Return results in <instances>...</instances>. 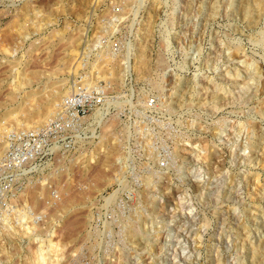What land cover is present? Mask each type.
I'll return each instance as SVG.
<instances>
[{
    "label": "rangeland",
    "instance_id": "374dc122",
    "mask_svg": "<svg viewBox=\"0 0 264 264\" xmlns=\"http://www.w3.org/2000/svg\"><path fill=\"white\" fill-rule=\"evenodd\" d=\"M239 1L0 0V138L36 127L37 103L42 125L76 74L117 98L103 130L23 184L15 207L44 221L2 231L0 264H251L255 246L264 263V94L223 96L264 79V0L251 23Z\"/></svg>",
    "mask_w": 264,
    "mask_h": 264
},
{
    "label": "built area",
    "instance_id": "2783aa9c",
    "mask_svg": "<svg viewBox=\"0 0 264 264\" xmlns=\"http://www.w3.org/2000/svg\"><path fill=\"white\" fill-rule=\"evenodd\" d=\"M90 77L82 73L72 77V91L58 100L53 114L43 125L1 135L0 233L9 235L21 229L23 226L18 221L23 218L20 216L29 214L38 217L36 226L42 225L44 216L40 213H33L29 208L19 211L15 207L17 193L24 191L23 184L44 171L49 161L63 153L75 152L91 139L105 119L116 111L117 98L108 91V86ZM151 103L147 102V107ZM166 167L167 158L158 159L155 168Z\"/></svg>",
    "mask_w": 264,
    "mask_h": 264
},
{
    "label": "bare ground",
    "instance_id": "6f19581e",
    "mask_svg": "<svg viewBox=\"0 0 264 264\" xmlns=\"http://www.w3.org/2000/svg\"><path fill=\"white\" fill-rule=\"evenodd\" d=\"M257 1V0H256ZM259 2V1H258ZM262 2V1H261ZM260 2V3H261ZM256 3V2H255ZM259 3V4H260ZM263 3V2H262ZM253 5H256V4H253ZM239 6H240V8H239V13H240V15H241V17L244 19V20H246L248 23H251V21L252 20H254V16H253V13H252V11L253 10H251V4H250V2H249V0H240L239 1ZM24 25V24H23ZM23 28V27H22ZM231 49V51H232V56H234V57H236V55H239V53H240V51H239V49L238 48H236V47H233V48H230ZM242 52V51H241ZM230 56H231V53H230ZM232 58V57H231ZM139 59H140V57H139ZM138 61H141V60H138ZM255 87L252 89L253 91L252 92H250L249 94L248 93H244V94H236V93H234V91L232 92V91H229V93H225L223 96H224V98H225V100L224 101H226V103H243L246 99H251V98H253L254 96L256 97V95L258 94V95H261V94H264V79H262V77H260V73H258L257 74V76L255 77ZM72 84L70 85V86H68V91H67V93L68 92H70V91H72ZM66 93V94H67ZM220 93V92H219ZM221 95H222V93H221ZM64 96V95H63ZM62 96V97H63ZM213 98V97H212ZM58 100H60V98L58 99ZM58 100L57 101H55L54 102V106L52 107V105H50L51 107H50V111H52V113H51V115L53 114V112H54V108H55V104L58 102ZM215 100V99H214ZM223 101V102H224ZM37 102H39V101H37ZM40 102H42V101H40ZM39 102V103H40ZM264 102V101H263ZM42 105V104H41ZM211 105H213V104H211ZM216 105V104H215ZM47 109L45 108V106H40L38 103H37V107L35 108V110H32V112L30 113V114H27V115H24L23 117L25 118L24 119V123H25V121H31V123L33 122V123H37L38 125H36V127L37 126H41L40 125V123H41V121H42V119L46 116V114H47ZM48 111H49V109H48ZM49 114V113H48ZM50 115V116H51ZM12 116V115H11ZM48 116V115H47ZM49 116V117H50ZM48 117V118H49ZM47 118V119H48ZM47 119L44 121V123L47 121ZM4 120H6V119H4ZM19 121V119L18 118H13V119H10V120H8V123L9 124H11V123H13V122H18ZM3 123H6L5 121L3 122ZM43 123V124H44ZM42 124V125H43ZM2 125V124H1ZM29 125H30V123H29ZM29 125H27V124H25V125H23L25 128H30V126ZM32 125V124H31ZM34 125V124H33ZM104 127H105V125L104 124H102L101 126H100V128L103 130L104 129ZM107 127V126H106ZM1 128V127H0ZM34 128V127H33ZM247 129V131H246V135H248L249 136V149H253V145H255L256 143H255V137H256V134L254 133V131L255 130H257V128H256V125H254V124H249L248 125V127H246ZM2 129V128H1ZM18 129H20V130H29V129H22V128H18ZM17 128H10V129H6V131L4 132V133H6V132H8V131H10V130H18ZM102 130H101V132H102ZM101 132L100 133H98V137L100 138V134H101ZM4 133H2V134H4ZM2 139V138H1ZM0 143H1V146H0V150L2 149V140L0 141ZM248 143V142H247ZM248 145V144H247ZM255 147V146H254ZM100 148V147H99ZM92 155V154H91ZM88 157H90V156H88ZM103 157H105L106 158V156H103ZM83 158V157H82ZM100 158H102V157H100ZM99 158V159H100ZM91 159L92 158H89V159H87L88 161H87V163H88V165H89V163H90V161H91ZM104 159V158H103ZM90 160V161H89ZM168 160V159H167ZM97 162V161H96ZM95 162V163H96ZM105 161L103 160V161H101V159H100V161L98 162L101 166H103L105 163H104ZM86 163V164H87ZM92 163V162H91ZM85 164V163H84ZM89 167V166H88ZM98 167V166H97ZM95 169V168H94ZM94 169H92V170H94ZM90 171V170H89ZM100 171H101V169H100ZM101 177H100V174H99V170L98 171H93L92 172V176H91V180L92 181H94V183H95V181H97L98 179H100ZM145 179V178H144ZM90 180V181H91ZM40 184H41V182H40ZM41 187H42V184L40 185ZM36 189H39V188H36ZM30 191V190H29ZM27 194H29V196H28V198H29V200H30V202L31 203H33V204H35L36 203V199H35V193L34 192H27ZM35 201V202H34ZM61 210V209H60ZM63 213V212H62ZM260 229V228H259ZM127 232V231H126ZM136 233V229H134V228H131V229H129L128 230V233H126V234H128L129 236L130 235H134ZM127 235V236H128ZM56 243V242H55ZM254 243V242H253ZM262 244V243H261ZM254 246V245H253ZM60 247V246H59ZM261 250H262V248L260 247V246H255V248H253V249H251V253H250V263L251 264H260V260H259V256H260V254H261ZM58 253H61L60 252V249H58ZM43 255H45V253L43 254ZM259 262H258V261ZM263 262V261H262ZM248 264V263H247ZM264 264V263H263Z\"/></svg>",
    "mask_w": 264,
    "mask_h": 264
}]
</instances>
